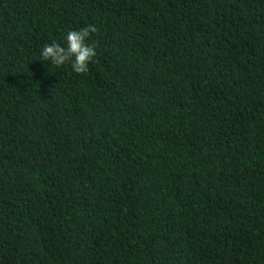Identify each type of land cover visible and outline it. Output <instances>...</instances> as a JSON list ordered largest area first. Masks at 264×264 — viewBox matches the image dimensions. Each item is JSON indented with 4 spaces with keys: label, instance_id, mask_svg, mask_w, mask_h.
I'll use <instances>...</instances> for the list:
<instances>
[{
    "label": "trees",
    "instance_id": "trees-1",
    "mask_svg": "<svg viewBox=\"0 0 264 264\" xmlns=\"http://www.w3.org/2000/svg\"><path fill=\"white\" fill-rule=\"evenodd\" d=\"M0 264H264V0H0Z\"/></svg>",
    "mask_w": 264,
    "mask_h": 264
},
{
    "label": "clouds",
    "instance_id": "clouds-1",
    "mask_svg": "<svg viewBox=\"0 0 264 264\" xmlns=\"http://www.w3.org/2000/svg\"><path fill=\"white\" fill-rule=\"evenodd\" d=\"M96 31L97 28L93 25L78 31H69L66 35V46L62 47L55 41L46 44L41 50V57L57 67L71 63V68L75 73L84 74L89 69V63L96 56L95 44L87 43L90 33Z\"/></svg>",
    "mask_w": 264,
    "mask_h": 264
}]
</instances>
